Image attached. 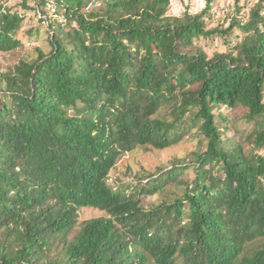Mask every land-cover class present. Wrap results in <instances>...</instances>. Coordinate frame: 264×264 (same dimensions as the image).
Segmentation results:
<instances>
[{
    "label": "trees",
    "instance_id": "1",
    "mask_svg": "<svg viewBox=\"0 0 264 264\" xmlns=\"http://www.w3.org/2000/svg\"><path fill=\"white\" fill-rule=\"evenodd\" d=\"M29 1L65 24L0 76V264H264V0L225 30L206 21L220 0L180 16L171 0ZM23 21L0 5V53L39 32ZM220 106L244 109V127ZM186 139L191 162L109 184L122 155ZM83 208L105 216L74 234Z\"/></svg>",
    "mask_w": 264,
    "mask_h": 264
},
{
    "label": "rangeland",
    "instance_id": "2",
    "mask_svg": "<svg viewBox=\"0 0 264 264\" xmlns=\"http://www.w3.org/2000/svg\"><path fill=\"white\" fill-rule=\"evenodd\" d=\"M22 0H0V5L5 9H12L24 16V21L21 26V33L29 29L39 30L34 32L32 37L23 38V46L8 52L0 53V76L10 72L19 62H29L36 58V49L48 53L51 49L49 39L52 33L48 25L60 24L64 25V18L57 14L52 5L47 7V14L40 22L39 16L33 10H25L21 5ZM257 0H220L212 5V8L207 18V24L210 29L219 27L220 29H227L230 24L235 21L245 23L248 19L249 12ZM28 7L34 6V1L28 2ZM205 8L203 0H171L169 7V14L172 16H180L187 12L191 15L200 13ZM239 8V13L236 9ZM239 31L237 34L239 35ZM233 34L226 37H213L209 42H205L204 46L209 53L214 51H224L235 42ZM5 88V83L0 82V89ZM215 115H223L228 120H236L239 127H244L242 118L246 111L242 108L228 109L225 107H217L214 111ZM251 128V126H249ZM227 136L232 138L234 131L228 132ZM247 146V145H245ZM247 148V147H246ZM197 151L196 141L186 139L173 147L164 150H151L139 148L131 153L122 155L116 162L115 168L109 174V184H128L135 183L145 177L147 174H153L157 170L169 169L173 162L178 160L192 161V153ZM166 195L156 194L148 196L145 199V207L155 206L161 203L164 199L172 198L177 192L175 187H167ZM105 213L96 209L83 208L78 212V227L75 230L76 234L80 223L99 217H104Z\"/></svg>",
    "mask_w": 264,
    "mask_h": 264
},
{
    "label": "built area",
    "instance_id": "3",
    "mask_svg": "<svg viewBox=\"0 0 264 264\" xmlns=\"http://www.w3.org/2000/svg\"><path fill=\"white\" fill-rule=\"evenodd\" d=\"M104 1L105 0H97V1L93 2L92 4H90L87 9L90 10L93 7L100 8Z\"/></svg>",
    "mask_w": 264,
    "mask_h": 264
}]
</instances>
